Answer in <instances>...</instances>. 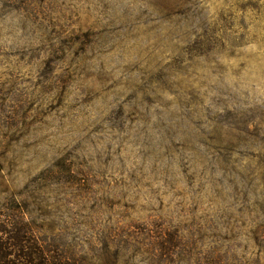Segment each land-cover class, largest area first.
<instances>
[{
	"label": "rangeland",
	"instance_id": "1",
	"mask_svg": "<svg viewBox=\"0 0 264 264\" xmlns=\"http://www.w3.org/2000/svg\"><path fill=\"white\" fill-rule=\"evenodd\" d=\"M80 264H264V0H0V219Z\"/></svg>",
	"mask_w": 264,
	"mask_h": 264
},
{
	"label": "trees",
	"instance_id": "2",
	"mask_svg": "<svg viewBox=\"0 0 264 264\" xmlns=\"http://www.w3.org/2000/svg\"><path fill=\"white\" fill-rule=\"evenodd\" d=\"M0 219V264H80L56 253L52 244L38 235V225L23 217L16 207Z\"/></svg>",
	"mask_w": 264,
	"mask_h": 264
}]
</instances>
